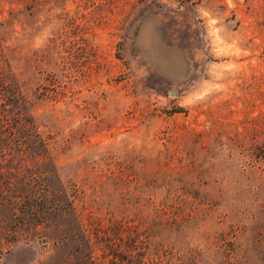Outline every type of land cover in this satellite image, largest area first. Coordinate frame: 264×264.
I'll return each instance as SVG.
<instances>
[{
    "label": "rangeland",
    "instance_id": "374dc122",
    "mask_svg": "<svg viewBox=\"0 0 264 264\" xmlns=\"http://www.w3.org/2000/svg\"><path fill=\"white\" fill-rule=\"evenodd\" d=\"M11 1L0 70L77 209L147 221L156 264H264V0Z\"/></svg>",
    "mask_w": 264,
    "mask_h": 264
},
{
    "label": "trees",
    "instance_id": "16d2710c",
    "mask_svg": "<svg viewBox=\"0 0 264 264\" xmlns=\"http://www.w3.org/2000/svg\"><path fill=\"white\" fill-rule=\"evenodd\" d=\"M17 1L25 10L33 7V0L10 3ZM4 26L0 21V31ZM3 42L0 33V51ZM18 83L10 69L0 70V257L22 242L39 249L22 264H156L162 244L153 242L147 221L115 216L112 209L99 208L100 216L92 204L77 209L78 188L63 178Z\"/></svg>",
    "mask_w": 264,
    "mask_h": 264
}]
</instances>
